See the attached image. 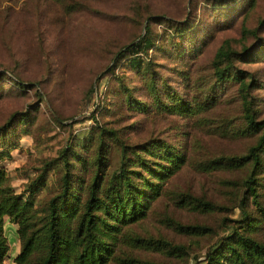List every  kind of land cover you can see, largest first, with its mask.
Returning <instances> with one entry per match:
<instances>
[{
    "label": "rangeland",
    "instance_id": "1",
    "mask_svg": "<svg viewBox=\"0 0 264 264\" xmlns=\"http://www.w3.org/2000/svg\"><path fill=\"white\" fill-rule=\"evenodd\" d=\"M248 2L0 0V127L11 120L0 132V167L14 191L33 199L41 215L60 190L65 172L61 155L67 147L79 185L81 177L88 181L95 171L102 149L110 171L120 166L124 147L135 149L130 156L138 152L160 162L147 151L159 152L153 144L162 142L185 154L186 161L166 179L165 191L150 203L148 216L130 228L142 236L185 244L190 255L174 260L122 246L121 256L203 264L207 247L226 232L222 218L235 219L238 211L204 214L180 206L176 198L188 193L230 206L225 200L230 181L247 173V167L204 171L202 165L218 156H239L254 142L255 137L239 134L243 123L236 86L216 81L211 69L220 42L238 38L242 23L251 28L264 16V0H254L250 8ZM258 35V41L246 40L255 46L236 57L234 67L253 75L251 93L258 99L259 117H264V30ZM141 37L151 40L150 49L116 58L121 48ZM154 90L168 104L173 103L168 94L174 93L187 107L196 104L206 110L193 116L167 112L155 105ZM26 111L30 121L23 124L19 115ZM142 145L146 147L139 149ZM74 154L82 156V163ZM44 170L43 185L31 193L32 182ZM169 220L204 224L213 232L187 237L169 226ZM16 229L6 217L9 251L2 264H14L19 252ZM256 235L264 240V228Z\"/></svg>",
    "mask_w": 264,
    "mask_h": 264
},
{
    "label": "trees",
    "instance_id": "2",
    "mask_svg": "<svg viewBox=\"0 0 264 264\" xmlns=\"http://www.w3.org/2000/svg\"><path fill=\"white\" fill-rule=\"evenodd\" d=\"M253 2L249 0V8ZM149 28L148 25L145 27L147 33ZM263 30L264 16L258 18L251 28L242 23L239 37L224 38L211 60L214 79L218 82L230 81L236 86L243 123L239 134L255 138L245 153L218 156L202 165L204 171L248 168L239 181H230L231 191L225 199L231 202L230 206L188 193L177 195L176 202L180 206L200 213L226 210L229 214V210L235 208L238 211L235 219L222 218V228L226 232L217 236L207 247L203 264H264V240L256 235L257 229L264 228V202L261 199L264 188V117H259L258 99L251 93L256 86L253 75L249 76L244 69L234 67L236 57L248 53L255 46L254 43L246 44V40L249 37L260 40L258 34ZM235 44L239 46L237 49ZM151 46L150 39L141 37L121 48L116 58L150 49ZM93 90L91 88L90 92ZM154 94L155 105L167 112L193 116L206 110V107L196 104L187 107L174 93L168 94L169 99L173 100L172 104L161 100L156 90ZM19 120L23 124L28 123L29 113H20ZM10 121L0 127V132L9 127ZM108 134L116 137L113 130H109ZM153 145L159 152L148 150L150 153L147 154L155 156L160 162L152 163L138 152L130 156L135 149L124 147L120 166L110 171L102 149L97 154L95 171L88 181L81 177L79 185L71 172L73 165L67 159V147L64 155H61L65 172L61 176L60 190L49 200L41 215L33 199L24 198L14 191L8 175L0 167V264L9 251L5 235L6 217L10 223L17 225L20 247L13 259L14 264H167L155 263L133 253L121 256L122 246L128 250L143 249L163 254L174 260L186 259L190 253L185 244L164 237L142 236L130 228L148 216L150 203L165 191L163 185L166 179L178 172L186 161L185 154L173 151L169 145L162 142ZM143 147L146 145L138 148ZM74 155L75 160L82 163V156ZM44 174L45 170L32 182L31 193L43 185L44 181L40 180ZM75 184L78 186L77 192L74 190ZM168 225L187 237L197 238L213 232L211 227L204 224L169 220Z\"/></svg>",
    "mask_w": 264,
    "mask_h": 264
}]
</instances>
